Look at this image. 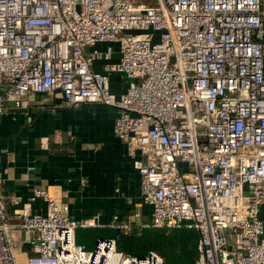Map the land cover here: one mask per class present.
I'll return each mask as SVG.
<instances>
[{"label":"built area","instance_id":"2783aa9c","mask_svg":"<svg viewBox=\"0 0 264 264\" xmlns=\"http://www.w3.org/2000/svg\"><path fill=\"white\" fill-rule=\"evenodd\" d=\"M112 73L127 83L118 96ZM45 93L116 110L149 212L136 231L194 229L193 264H264V0H0V115ZM9 202L0 193V264H164L113 239L83 249L75 231L103 226L69 218L46 189ZM117 218L108 228L131 233Z\"/></svg>","mask_w":264,"mask_h":264},{"label":"crops","instance_id":"0c3cea01","mask_svg":"<svg viewBox=\"0 0 264 264\" xmlns=\"http://www.w3.org/2000/svg\"><path fill=\"white\" fill-rule=\"evenodd\" d=\"M98 48L102 51L103 45ZM99 67L98 61L93 64L94 70ZM125 83L122 75L112 73L108 90L118 96ZM59 102L56 94H26L18 108L7 105L0 115V193L5 211L10 212L11 196L26 198L33 190L46 189L56 195L69 218L94 217L103 226L92 230H109L113 215L122 222L131 220L132 231L148 223V209L140 207L139 176L112 132L116 110L100 104L61 108ZM42 212L40 201L31 205L32 214ZM135 212L139 217L131 219ZM259 219L264 228V204ZM26 251L17 240V255Z\"/></svg>","mask_w":264,"mask_h":264},{"label":"trees","instance_id":"16d2710c","mask_svg":"<svg viewBox=\"0 0 264 264\" xmlns=\"http://www.w3.org/2000/svg\"><path fill=\"white\" fill-rule=\"evenodd\" d=\"M98 232L101 236L94 238L93 243L96 239H113L116 249L129 257H141L147 252H154L164 264H193L196 258L197 233L191 228H142L128 234L116 229ZM74 240L81 246L76 232Z\"/></svg>","mask_w":264,"mask_h":264},{"label":"rangeland","instance_id":"374dc122","mask_svg":"<svg viewBox=\"0 0 264 264\" xmlns=\"http://www.w3.org/2000/svg\"><path fill=\"white\" fill-rule=\"evenodd\" d=\"M127 83H125L126 85ZM77 240L79 244L85 250H90L93 247V239L101 236V234L97 230L92 229H77L76 231ZM19 240V235L14 234L11 241L14 247H16V241Z\"/></svg>","mask_w":264,"mask_h":264}]
</instances>
